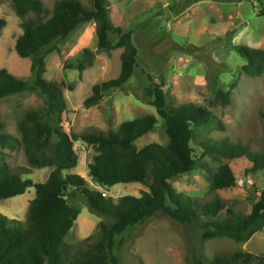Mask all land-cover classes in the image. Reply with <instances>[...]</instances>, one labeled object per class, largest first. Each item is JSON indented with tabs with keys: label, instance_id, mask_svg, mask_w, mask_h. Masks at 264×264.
<instances>
[{
	"label": "trees",
	"instance_id": "1",
	"mask_svg": "<svg viewBox=\"0 0 264 264\" xmlns=\"http://www.w3.org/2000/svg\"><path fill=\"white\" fill-rule=\"evenodd\" d=\"M7 2L20 19L21 33L14 48L22 57L31 59L33 81L18 78L5 67L0 68V98L8 94L36 92L44 97V107L27 112L19 124L20 138L3 131L0 123V199L23 194L34 187L35 195L29 201L24 220L10 218L0 212V264H119V246L124 233L148 219L164 215L186 225H199L201 239L229 237L245 242L264 226V188L259 191L249 213L240 214L229 207L221 191L236 186L232 163L245 164V173L264 171V147L251 150L242 142L228 138L206 139L200 143L199 156L193 152L190 141L194 129L215 123L214 114L206 107L193 103L172 105L165 81L146 73L149 81L144 92L156 115L127 119L116 130L89 128L67 132L62 125L68 110L61 85L44 77L46 56L58 51V44L83 23H94L98 50L122 48L120 71L117 77L92 85L84 105L97 104L104 93L124 89L125 83L137 66V47L132 31L113 26L109 16L108 0H56L52 8L41 0H0ZM239 1V0H230ZM254 1V0H251ZM253 6H254V2ZM264 15V9L258 10ZM6 20L0 18V32ZM111 36L116 37L112 42ZM234 49L245 59L244 74L258 76L264 71V50L248 45ZM92 55V50L82 49ZM81 71L84 65L78 62ZM228 93L218 91V98L228 101ZM264 123V110L259 112ZM162 119L167 137L165 143L151 142L140 148L135 140L151 130ZM81 141L92 146L96 154L87 164L88 175L100 187H92L82 175L74 172L79 156L74 143ZM21 147L26 157L25 166L11 167L4 149L14 151ZM205 158L207 161H200ZM197 167L204 170L213 195L200 203L177 192L171 179ZM48 168L47 178L35 182L24 176L33 169ZM139 182L146 187L139 196L123 195L117 198L103 195L101 187L117 183ZM80 197L89 211L100 218L97 232L77 244L66 242L73 226L74 216L69 199ZM208 218L206 221L202 220ZM197 264H264V254L235 251L217 254L210 259L195 258Z\"/></svg>",
	"mask_w": 264,
	"mask_h": 264
},
{
	"label": "rangeland",
	"instance_id": "2",
	"mask_svg": "<svg viewBox=\"0 0 264 264\" xmlns=\"http://www.w3.org/2000/svg\"><path fill=\"white\" fill-rule=\"evenodd\" d=\"M41 1L45 7L52 8L56 0ZM80 1L90 5V0ZM108 6L112 25L132 31L137 66L124 89L109 90L97 104L87 107L83 101L92 85L119 74L122 48L98 50L95 25L91 22L79 25L60 41L59 50L46 56L44 77L64 90L68 110L63 114L62 125L67 132L89 128L116 130L124 120L146 114L157 116L144 92L149 83L146 73H150L165 81L172 105H200L220 121L222 128L215 122L194 129L190 145L196 156L202 151L200 143L208 138L226 137L246 144L251 150L264 147V123L258 115L264 110V71L258 76L244 74L245 59L234 49L243 44L264 50V15H258V10L264 9V0H108ZM0 18L6 20L0 32V68L5 67L18 78L32 82L31 59L20 57L14 48L15 39L21 33L20 19L5 1L0 2ZM111 39L116 41L115 36ZM83 48L92 50V55L82 54ZM79 61L84 65L81 71L77 68ZM218 91L228 93L227 102L217 97ZM44 102V97L36 92L1 97L3 131L20 138L19 124L23 117L29 111L42 109ZM166 140L162 119L158 118L154 127L138 137L135 144L140 148ZM74 148L79 156L74 172L84 176L92 187H100L87 169L95 149L81 141H76ZM3 151L11 167L26 165L20 146L14 151ZM232 166L237 184L220 194L235 212L247 214L264 188V171L245 173V164L241 161L233 162ZM48 173V168H40L24 176L42 182ZM170 182L177 192L200 203L213 195L200 167ZM100 190L106 196L117 198L139 196L146 187L139 182H123ZM34 195V187H29L23 194L0 199V212L24 220ZM69 205L74 222L66 242L77 244L97 232L100 218L89 211L80 197L69 199ZM201 230L199 225H183L164 215L154 216L124 233L118 249L119 264H197L195 258L200 255L210 259L235 251L264 254V226L245 242L225 236L202 240Z\"/></svg>",
	"mask_w": 264,
	"mask_h": 264
},
{
	"label": "built area",
	"instance_id": "3",
	"mask_svg": "<svg viewBox=\"0 0 264 264\" xmlns=\"http://www.w3.org/2000/svg\"><path fill=\"white\" fill-rule=\"evenodd\" d=\"M102 194H103V195H106V193H105L104 191L102 192Z\"/></svg>",
	"mask_w": 264,
	"mask_h": 264
}]
</instances>
